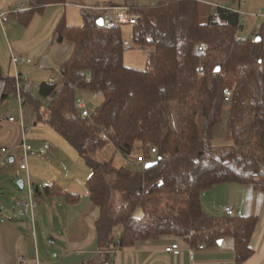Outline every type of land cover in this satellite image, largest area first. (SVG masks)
Listing matches in <instances>:
<instances>
[{
    "label": "trees",
    "instance_id": "16d2710c",
    "mask_svg": "<svg viewBox=\"0 0 264 264\" xmlns=\"http://www.w3.org/2000/svg\"><path fill=\"white\" fill-rule=\"evenodd\" d=\"M201 1L159 0L152 7L136 6L141 18L134 26H100L104 14L88 11L83 12L81 27L68 26L63 17L55 34L74 49L61 69L60 89L44 84L43 100L23 94L39 120L46 106L47 123L91 170L87 189L101 211L97 230L103 251L171 236L202 249L231 237L236 264L254 254L257 218L210 217L203 210L202 195L225 183L264 189V40L261 35L260 42L238 43V12L220 7L221 22L214 23L215 12L210 8L205 14ZM52 3L65 1L31 0L30 10L17 18L28 24L35 12ZM125 26L131 27L135 47L152 50L146 71L125 65ZM200 45L208 50L204 59L197 52ZM201 63L203 75L196 72ZM0 80L8 92H16V81L4 77L1 66ZM226 88L234 91L230 103L224 99ZM79 91L102 94L92 119L78 108ZM226 106L231 111V144L223 147L214 144V133ZM107 148L126 160L143 154L159 163L135 171L118 166L115 156L105 162L94 159ZM139 208L142 219L135 217ZM120 226L123 232L115 245Z\"/></svg>",
    "mask_w": 264,
    "mask_h": 264
},
{
    "label": "crops",
    "instance_id": "0c3cea01",
    "mask_svg": "<svg viewBox=\"0 0 264 264\" xmlns=\"http://www.w3.org/2000/svg\"><path fill=\"white\" fill-rule=\"evenodd\" d=\"M64 1L65 3L49 4L41 11L35 12L28 24H24V19L21 20V17L19 20L18 16H14L4 25L0 24V66L4 77L15 80L17 72L42 76L38 87L39 98L32 96L28 88L26 90L32 99L43 100L40 91L44 84L55 85L57 89L62 85L61 76L59 87L54 83V78L52 83L47 81L46 73L60 71L74 49L71 42L69 44L67 41L68 46L65 41L60 42L55 34L56 27L63 17L66 18L68 26L81 27L84 11L104 14L107 18L110 13L98 12L91 8H112L123 6L128 1L134 2ZM239 3L240 8H233L234 10L260 22L251 36L260 38L262 35L264 40V17L259 16V12L264 11V0H250L249 3L241 0ZM20 7L29 9L31 0H0V10H17ZM74 13H77L76 18ZM80 21L82 25L78 23ZM34 27L38 30H34ZM242 29L241 25L240 30ZM12 55L30 59L32 62L21 63L15 67ZM12 93L8 92L6 82L0 80V159L3 157L2 148H9L11 153L9 163L0 169V264H21V258L26 260V264H236L235 240L231 237L223 239L221 245L202 249H193L183 239L171 236L158 241L141 242L125 249L113 245L108 251H103L99 245L97 230L101 211L93 204L87 189L91 170L77 151L74 152L62 135L47 123L44 112L43 120H39L38 113L26 101L22 113L15 92ZM83 94L86 98L87 93ZM100 96L102 97V94L98 93L96 98ZM25 106L30 109H25ZM9 116L14 117L16 121L10 122ZM23 142L31 145L35 151L42 150L46 143L52 145L45 158L29 157L31 180L40 195L35 227L29 218L14 219L15 200L22 197L26 191L27 175L21 177L16 172L24 155L21 147ZM83 165L89 169L87 176L82 174ZM8 181L13 182L16 187V190L11 189L14 193L13 207H8L1 201L5 183ZM19 181L24 182L23 190L18 187ZM44 183H50L52 187L47 189ZM202 207L210 217H225V209L232 207L241 210L244 218H257V228L251 242L254 254L243 264H264L263 188L251 184H221L202 195ZM135 217L142 219L143 210L139 208ZM122 232L121 226L115 230V245L119 244ZM47 237L49 243L50 239H53V244L59 242V246L53 255L56 260L50 261L46 255V261L42 262V250L45 249L46 253L51 250L47 246H41ZM171 244L180 245L181 255L174 256L165 251Z\"/></svg>",
    "mask_w": 264,
    "mask_h": 264
},
{
    "label": "built area",
    "instance_id": "2783aa9c",
    "mask_svg": "<svg viewBox=\"0 0 264 264\" xmlns=\"http://www.w3.org/2000/svg\"><path fill=\"white\" fill-rule=\"evenodd\" d=\"M202 3H206L210 5V7L213 9L215 12L214 16V23H220L221 22V17L219 14V6L216 5L213 2L209 1H201ZM30 8H25V7H20L17 10H8V11H3L0 10V24L4 25L5 23H8L11 21V19L14 16H18L20 14H24L28 12ZM98 12L102 13H107L109 16L107 18H104V25L108 28H115L117 26H123V25H130L134 26L139 23V20L141 18V15L137 14L135 12L136 6L132 2H128L127 4L123 6H117V7H112V8H104V7H98L95 8ZM238 15L240 17V25L238 27V30L235 34V40L238 43H243L248 41V39H251V41L254 43L257 40V36L253 35L249 38H245L240 34V29H241V22L242 18L244 17L243 12H238ZM259 16L264 17V11L259 12ZM198 54L201 59H204L207 57V47L205 45H200L198 47ZM32 61L27 58H22V57H17L15 55H12V63L15 67H18L19 64L21 63H31ZM59 75L61 78L63 77L62 71H58ZM197 74L203 75L206 73L204 65L201 63L197 69H196ZM16 92L15 96L17 97L19 104H20V109L21 112L23 113L24 110V105H25V98H24V92H26L29 84H30V74H22L20 72H17L16 77ZM53 81H55L53 79ZM224 94V99L225 102L230 103L234 91L233 89L226 88L223 92ZM78 108L80 109L82 116L87 117L89 119H92L94 115L98 113L97 107L94 109H90L89 107V102L86 100L84 97L83 92L79 91V97H78ZM8 120L10 122H15L16 119L14 117H8ZM103 140H109V135L107 131L104 130L102 134ZM22 149L24 150V155L21 158L19 162V168L22 171L26 172L27 175V182L25 183L26 191L22 197H19L15 200V214H14V219L17 220H23L26 218H29L33 227H35L36 221H37V212H38V207H39V199L37 198L38 191L31 180V175L29 172V157L31 156H38L40 158H45V154L49 152L52 149V145L49 143H46L42 150L40 151H35L34 148L31 145H28L27 143L23 142L22 144ZM1 154L2 158L0 159V169H2L4 166H6L9 161H10V149L9 148H2L1 149ZM152 154L157 155L158 151L156 148L152 149ZM126 161H128L131 165L134 166H140L145 168V166L148 163H152L157 161L156 159L153 160H146L144 155H138L132 158H128ZM45 188H51L50 183H44ZM225 216L227 217H243V212L241 210H236L235 208L228 207L225 209ZM165 251L168 254H172L174 256H179L181 255V247L179 244H171L166 247ZM21 264H26V260L24 258L20 259Z\"/></svg>",
    "mask_w": 264,
    "mask_h": 264
},
{
    "label": "rangeland",
    "instance_id": "374dc122",
    "mask_svg": "<svg viewBox=\"0 0 264 264\" xmlns=\"http://www.w3.org/2000/svg\"><path fill=\"white\" fill-rule=\"evenodd\" d=\"M133 1L134 2H132V1H128V2L135 3L134 5L137 7H147V6L152 7V6L156 5L159 0H133ZM202 1H206V2L212 1L213 3L218 5L219 7L229 6V7H232L234 9H238V8H240L239 2L241 0H202ZM242 1L245 3L250 2V0H242ZM98 7H104V6H98ZM98 7L91 8V10H95V8H98ZM104 8H109V7L105 6ZM210 8H211L210 5H208L206 3H202V9H203V12L205 14L209 13ZM76 17H77V13H74V18H76ZM78 23H80L82 25V21H80ZM83 24H84V20H83ZM258 24H260V22L256 18L251 19L249 16H244L242 18V22H241L243 29L240 30V34L245 38H249L252 34V31L257 28ZM34 30H38V29L36 27H34ZM124 40H125L127 47L129 48L125 52V55H124L125 65L127 67L137 69V70H141V71L148 70L151 66L150 65V52L152 50L151 49H140V48L135 47V44H134V41L132 38V34H131V27L130 26H125V28H124ZM65 42H66L65 44H68L67 41H65ZM69 44H71V43L69 42ZM69 44H68V46H69ZM64 48H66V47H64ZM23 74H27V73H23ZM46 74H48V76L46 75L47 76L46 79L48 82L52 83L53 82L52 78H54L55 79L54 83H56L60 87L59 81H61V78L59 77L60 75L58 74V71L56 73L55 72L54 73L49 72ZM44 77H45V75L43 76V78ZM40 81H42L41 74L40 75H30V84L28 86V90L30 91L32 96H34V97L36 96L37 98H39L38 87L40 85ZM85 95H86V100H88L90 102L89 103L90 109L96 108L102 102L101 96L96 98V95H98V93H91L90 92V93H87ZM25 109L29 110L30 108H27L25 106ZM30 112H31V110H30ZM42 112H44V114L46 116V112H47L46 106L44 107V111H42ZM230 112H231L230 107L226 106L224 109L223 115H222V121L219 124V126L215 129V133H214V144L215 145L224 147V146H229L231 144V141H230L229 136H228V128H227V121H228V118L230 116ZM65 142H67V141H65ZM69 146H71V145L69 144ZM71 148H73V147L71 146ZM73 150H74V152H76L74 148H73ZM114 156H115V163L118 166L127 165L128 167L133 168L135 171L136 170L137 171L143 170V168L140 166L131 165L128 161H126V159L120 153H116L114 151V149H112V148H107V149L99 152L98 154H96L94 156V159H96L98 161L105 162V161L111 160ZM83 169H84V172H82V174L84 176L85 175L87 176L89 169L86 167V165H83ZM16 172H18L21 175V177H24L26 175V172L22 171L20 168H17ZM12 188L14 190H16V187H15L13 182L8 181L7 183H5L4 190H3L4 192H3V196H2V198L4 200L2 199L1 201L3 203L5 202L8 207L14 206V204L12 202V197L14 194V193H12V190H11ZM48 239L49 238L47 237L46 241H44V243H41L42 247L47 246L51 249L47 253L45 252V249L42 250V254L40 256L42 262L46 261V259H45L46 255H48V258L50 259V261L56 260V258H53V255L55 254L54 253L55 249L59 246V242H57L56 244H50L51 242L49 243Z\"/></svg>",
    "mask_w": 264,
    "mask_h": 264
},
{
    "label": "water",
    "instance_id": "95a60500",
    "mask_svg": "<svg viewBox=\"0 0 264 264\" xmlns=\"http://www.w3.org/2000/svg\"><path fill=\"white\" fill-rule=\"evenodd\" d=\"M98 24L100 25V26H104V20L103 19H100L99 21H98ZM261 41V38H257V42H260ZM216 71L217 72H220L221 71V68L220 67H218L217 69H216ZM158 163H159V160L158 161H155V162H152V163H148L146 166H145V169H151V168H153V167H155L156 165H158ZM23 184H24V182L23 181H19V183H18V187H19V189L20 190H23ZM50 242L53 244V243H55V241L53 240V239H50ZM223 243V240H220L219 242H218V244L219 245H221Z\"/></svg>",
    "mask_w": 264,
    "mask_h": 264
}]
</instances>
